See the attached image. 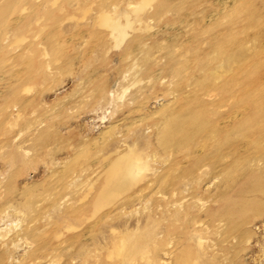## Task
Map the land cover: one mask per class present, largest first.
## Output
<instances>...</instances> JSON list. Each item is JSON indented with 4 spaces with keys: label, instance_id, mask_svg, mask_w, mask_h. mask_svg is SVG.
<instances>
[{
    "label": "rangeland",
    "instance_id": "obj_1",
    "mask_svg": "<svg viewBox=\"0 0 264 264\" xmlns=\"http://www.w3.org/2000/svg\"><path fill=\"white\" fill-rule=\"evenodd\" d=\"M0 264H264V0H0Z\"/></svg>",
    "mask_w": 264,
    "mask_h": 264
},
{
    "label": "bare ground",
    "instance_id": "obj_2",
    "mask_svg": "<svg viewBox=\"0 0 264 264\" xmlns=\"http://www.w3.org/2000/svg\"><path fill=\"white\" fill-rule=\"evenodd\" d=\"M103 20L105 21V22H109L108 24H110L114 29H117L119 32H120V34H122V36H124L125 35V27L123 26V25H121V24H119L118 23V21L117 20H115V19H113L112 17H110L109 15H104L103 16ZM175 125L177 124V123H174ZM175 125H171L172 126V128H170V129H168L169 131L170 130H172L173 128H174V126ZM171 132H167V135H169ZM182 133V132H181ZM182 134H184V133H182ZM143 169V165L141 164V162H140V160H139V158H135L133 161H132V166H131V171L132 172H134V173H139L141 170ZM130 240H127V244L124 242V244H122V245H119V244H117L116 245V251L118 252V253H121V252H123V254H124V249H126V247H125V244L126 245H128L129 244V246H128V248H129V251L130 252H132V253H134V251H135V246H134V244L132 243V241L131 242H129Z\"/></svg>",
    "mask_w": 264,
    "mask_h": 264
}]
</instances>
